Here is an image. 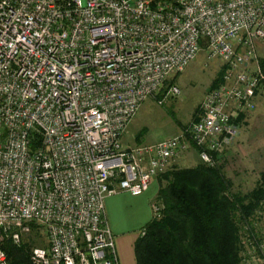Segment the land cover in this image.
I'll return each mask as SVG.
<instances>
[{
  "label": "built area",
  "instance_id": "built-area-1",
  "mask_svg": "<svg viewBox=\"0 0 264 264\" xmlns=\"http://www.w3.org/2000/svg\"><path fill=\"white\" fill-rule=\"evenodd\" d=\"M262 41L264 0H0V235L40 230L32 264H119L106 198L144 193L190 148L215 164L256 107ZM201 50L222 77L197 120L124 146L141 103L179 96L167 82ZM240 244L241 264H264V197Z\"/></svg>",
  "mask_w": 264,
  "mask_h": 264
},
{
  "label": "trees",
  "instance_id": "trees-1",
  "mask_svg": "<svg viewBox=\"0 0 264 264\" xmlns=\"http://www.w3.org/2000/svg\"><path fill=\"white\" fill-rule=\"evenodd\" d=\"M258 61L264 75V55ZM221 77L222 70L209 89ZM213 158V166L200 162L159 176L157 198L164 207L134 242L136 264H241V226L264 197V171L248 192L233 191L218 153ZM0 247L10 264H32L26 244L3 238Z\"/></svg>",
  "mask_w": 264,
  "mask_h": 264
},
{
  "label": "rangeland",
  "instance_id": "rangeland-1",
  "mask_svg": "<svg viewBox=\"0 0 264 264\" xmlns=\"http://www.w3.org/2000/svg\"><path fill=\"white\" fill-rule=\"evenodd\" d=\"M256 53L257 59L264 55V41L259 42ZM221 70L220 60L207 59L204 50H201L184 71L169 80L179 86L181 90L179 96H168L162 104H158L157 99L152 97L141 103L137 114L122 135L123 145L153 143L185 132L197 120L201 103L212 81ZM259 89H263L260 103L262 104L264 82ZM160 95L158 99L161 98ZM258 108L264 110L262 105ZM253 121L248 122L250 126H241L242 132L239 134L240 127H237L233 142L230 141L231 144H226L218 152L217 162L222 166L225 175L232 180V190L242 193L251 190L260 172L264 171V118H256ZM188 159L189 161L183 163V166H195L201 162L196 152ZM174 164L167 171L174 167L181 168L178 167L180 165L174 166ZM158 183L160 184V181ZM155 199H158L157 195ZM142 234L140 231V235ZM0 236L7 237L4 233ZM21 239L22 244H26L29 248L45 243L44 236L38 229H32L29 234L22 233Z\"/></svg>",
  "mask_w": 264,
  "mask_h": 264
},
{
  "label": "crops",
  "instance_id": "crops-1",
  "mask_svg": "<svg viewBox=\"0 0 264 264\" xmlns=\"http://www.w3.org/2000/svg\"><path fill=\"white\" fill-rule=\"evenodd\" d=\"M262 91L263 89H259L255 97L256 107L237 120V127H240L238 134L242 132L241 126H250L248 122L252 123L256 118H264V110L258 108L261 105L264 107V103L260 104ZM195 152V148H190L176 160L174 166L188 167L182 164L189 161L188 157ZM158 181L159 176L154 178L148 189L140 195L134 196L121 191L109 195L105 200L106 218L114 235L119 264H136L133 245L143 226L153 218L150 204L157 195L160 186Z\"/></svg>",
  "mask_w": 264,
  "mask_h": 264
}]
</instances>
